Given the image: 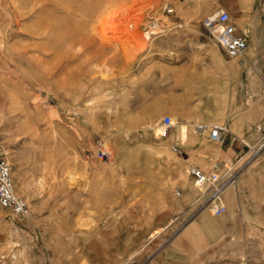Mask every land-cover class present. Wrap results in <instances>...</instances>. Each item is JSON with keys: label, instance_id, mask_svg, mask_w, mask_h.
<instances>
[{"label": "rangeland", "instance_id": "rangeland-1", "mask_svg": "<svg viewBox=\"0 0 264 264\" xmlns=\"http://www.w3.org/2000/svg\"><path fill=\"white\" fill-rule=\"evenodd\" d=\"M108 3L122 4L133 17L142 16L134 20L141 23L131 28L141 34L152 20L164 24L162 17L168 14L163 8L168 6L172 9L169 30L150 40L127 35L121 45H106L89 24L97 9ZM227 3L226 7H190L188 0H0V160L10 164L15 192L28 204L23 217L0 207V264H140L172 231L203 210L197 208L202 200L197 191L190 201L193 212L188 216L182 210L188 199L181 195L178 172L190 165L199 168L191 157L215 165L207 166L206 173L223 172L225 163L242 165L238 176L262 157L264 139L234 163L222 154L216 157L196 150L203 145L199 142L181 143L174 136L182 122L223 124L190 119L186 112L201 98L195 91L190 94L191 73L197 65H218L213 52L220 51L219 46L203 21L219 10L233 16L237 0ZM182 13L184 17L176 16ZM114 20L117 25L118 17ZM222 60L238 70V78L224 80L227 97L225 102L221 94L217 99L228 105L234 89L251 103L255 94L264 111V63L257 87L255 80L244 77L237 58ZM165 115L172 118L173 126L161 137L162 143L171 150L178 146L175 186L170 180L174 165L151 155L139 132L143 124L157 125L159 131ZM126 128L124 139L117 136ZM188 135L216 144L194 126H188ZM100 140L111 151L109 158L97 157ZM119 147L128 154L127 163L117 157ZM253 187V196H259L251 197L250 191V198L264 205V196ZM223 202L228 213V202ZM223 214L212 216L209 227H202L214 236L224 225L220 219L228 216ZM250 216L251 220L243 218L250 224L264 223V216ZM253 229L246 232L251 241L264 238L263 231ZM155 231L159 233L151 237ZM235 239L228 248L229 258L239 257L241 249L244 257L238 264H249L248 250L259 249L264 263L263 245L239 246L242 236Z\"/></svg>", "mask_w": 264, "mask_h": 264}, {"label": "crops", "instance_id": "crops-1", "mask_svg": "<svg viewBox=\"0 0 264 264\" xmlns=\"http://www.w3.org/2000/svg\"><path fill=\"white\" fill-rule=\"evenodd\" d=\"M203 1L188 0V5L190 7L228 6L227 0H216L213 3ZM231 20L236 27L237 34L243 35L247 43L243 55L237 58L238 64L241 71L245 73L244 77L247 80H255L256 84L254 85L259 87L261 64L264 63V0H237V10L233 16L231 15ZM219 50L222 59L228 57L220 46ZM223 67L225 68L210 63H206L205 67L197 65L189 78L190 94L195 91L194 93L201 97L199 101L201 103L197 102V105L186 113L190 119L206 122L217 118L223 122L227 131L223 142L217 144L220 145V149L228 158L236 160L235 163L238 161L237 158L245 154L248 148L262 145L264 111L260 106V97L255 94L252 95V102L249 103L243 97H239L233 89V100L228 105H223L221 99L215 101L212 97L201 95L200 92L210 83H222L224 80L233 82L238 78V70H232L229 64H224ZM261 156L244 168L230 190L236 198V201L232 202V208L236 211L235 218L228 215L220 219L224 225L212 236L207 228L200 225L201 215L199 214L183 227L178 228L177 231H172L163 245L144 258L140 264H238L239 257L234 255L235 257L229 258L228 250L232 241L236 240L235 238L239 240L238 235L243 238L242 242L237 244L239 246H264L261 243L264 238L251 241L246 234L253 228L264 232V223L250 224L243 218L245 204L248 205L245 210L249 215L264 216V205L255 203L249 196L250 191L254 190L253 185H256L260 195L264 196V188H262L264 187V151ZM191 198L192 195L189 194L188 200L182 203V210L186 211L188 216L193 212L189 209L194 204L190 203ZM248 251L247 261L249 264H264L260 260L259 249L255 252Z\"/></svg>", "mask_w": 264, "mask_h": 264}, {"label": "bare ground", "instance_id": "bare-ground-1", "mask_svg": "<svg viewBox=\"0 0 264 264\" xmlns=\"http://www.w3.org/2000/svg\"><path fill=\"white\" fill-rule=\"evenodd\" d=\"M12 2H13V0H12ZM242 4H243V2H242ZM33 5L35 6L36 3L33 4ZM122 6H123L122 4L120 5V4H117V3H108V4H105L102 7H99L97 9L95 18H93L92 21L90 22L91 24H89L90 29L94 32V34L97 35L99 37V40L103 41L104 44L107 45V44L113 43L114 44V47L117 44H120L123 41H127L126 40L127 39L126 38L127 35H128L127 37H129V36H135L136 35V38L138 40L140 38L143 39V40L145 38H147V40H150L152 36H150L148 32H144L143 34H141L137 29H135V28H134V30L131 29V28H133V26L135 24H136L135 26H137V24L141 23V22L134 21L135 19H137L140 16H138L137 18H136V16L133 17L134 15L132 16L131 13H128V9L129 8L127 9V8L122 7ZM31 9H33V8H30V11H32ZM177 10L178 11H182L183 9L181 7H179V6H177ZM21 16H23V15H21ZM176 16L184 17L185 14L182 13V15H176ZM115 17H118L119 23L117 25H116V23H114V21H115L114 18ZM160 17H162V15ZM140 18H142V16ZM162 21H163L164 24H161L160 25V29H161V31H166L168 29V27H169L170 16L169 15H164L162 17ZM142 24H144V23H142ZM34 30H36V28ZM93 38H95V36ZM103 42H101V43H103ZM127 43L128 42H126L125 44H127ZM100 46L102 47L103 45L101 44ZM125 49H127V47ZM125 49H123V51ZM124 53H126V52H124ZM132 53H130V55ZM126 59H128V57ZM213 59H214V61L219 66H222V68H225V67H223L224 61L222 60L221 55H220V53H219V51H218L217 48L213 52ZM47 66H49V65H47ZM51 68H53V66ZM44 70L46 72V69H44ZM44 70H42V71H44ZM47 71H49V70H47ZM65 77H67V76H65ZM65 80H67V78H65ZM65 80H63V81H65ZM60 81H62V80H60ZM71 84H73V82ZM76 84H78V83H76ZM60 86H62V85H60ZM73 87H76V86L74 85ZM227 91H228V89H227L226 83H223V85L221 83H210L200 93L202 95L205 94V95H207L209 97L214 98L215 101L219 97V95L221 94V99H222L223 102H225V99L227 97L226 96V92ZM45 102H47V101H45ZM223 105H224V103H223ZM18 110H21V109H18ZM18 112H21V111H18ZM52 120L53 119H51V121ZM209 121H217V123L218 122L219 123L222 122L220 119H217V118H216V120H209ZM174 124H175V121H174ZM205 124L211 125L212 123L211 122H209V123L207 122ZM188 126L193 127L195 125H192L191 123H185V122L178 123V125H177V129L175 130L174 136H177L178 140L181 141V143L182 142L184 143V142L188 141L190 144H195L196 142H199V143H201L203 145H201V147L200 148H197L196 150L203 151L204 153L205 152H210V153L212 152V153H214V155L216 157L217 156H220L221 154L223 156H226L225 153L222 151V149H220L219 145H216L217 143L216 144H212V145H207L206 143L205 144L202 143L201 140L200 141H197V139L194 138L193 136H191L189 138V135H188ZM156 128H157V125L154 126V127H152L151 124H143L139 128V132H140L143 140L147 142L146 144H147L149 150H151V155H153V156L155 155V158L156 159L163 160L167 164L174 165V167H172V169H171L172 170L171 171L172 177H171L170 180L172 182V186H175V184H176V155L174 153L173 146H172V150H171L170 148H168L166 145H164L162 143V138H161L162 136H160V131L162 130V126L159 129V131ZM150 130L153 131V132H151V136H150ZM128 132H129V128H126L125 130L119 132V134L117 136H119V137H121V138L124 139L126 137V135H127ZM109 133L113 135L112 130H109ZM165 136H167V134ZM170 138H172V135L170 136ZM123 150L124 149H121V147L118 148V150H117L118 151L117 157L121 160V163H127V161H128V154L123 153ZM191 160L194 161V163L199 166V169L202 170L205 173H206V171L204 169H206L207 166L212 165L210 161H208L207 159L202 158V157H191ZM107 161L110 162L111 160L108 159ZM211 167H215V165H212ZM187 169H185V170L182 169V170H180L178 172V176L181 179L182 189L184 191L181 195L184 198H186V199H188L189 194H191V195L195 194L194 191L195 192L197 191V194L198 193L200 194V192L203 191V188H196L193 183L190 185V183H189L190 176L188 174V170ZM168 175H170V174H168ZM232 186H233V184L230 185L227 189H225L223 191L222 197H223V199H225L228 202V213H224L223 215L227 216V214H228L230 217L233 218L234 211H233V208H232V202H235L236 201V198L230 192ZM173 192H174V194L172 193V195H176V189L175 188H174ZM253 193H254V190H251V193H250L251 197L259 196L256 193H255V196H253ZM260 198H261V196L258 199H260ZM223 199L221 198V202L225 205V203L223 202ZM243 213H244V217L245 218H247L248 220H251L252 217L248 214V212L245 209H244ZM199 214L201 215V222H200L201 223L200 224L201 226L209 227V225L214 221L213 218H212V216H215V215L213 214V211L211 209V206H207V207L203 208V210ZM199 220H200V218H199ZM157 233H159V232L158 231H155L151 235V237H155V235ZM238 255H239L240 258L244 257V253H243V251L241 249L238 250ZM241 260H243V259H241ZM241 264H243V263H241Z\"/></svg>", "mask_w": 264, "mask_h": 264}, {"label": "built area", "instance_id": "built-area-1", "mask_svg": "<svg viewBox=\"0 0 264 264\" xmlns=\"http://www.w3.org/2000/svg\"><path fill=\"white\" fill-rule=\"evenodd\" d=\"M163 10L168 15L172 14V9L168 6H164ZM203 25L228 57L238 58L243 55L247 46L246 38L243 35L237 34L236 27L228 11L219 10L214 15L206 17ZM180 26V20H177L176 27ZM166 31H161L160 24L156 19L150 21L146 30L150 36L163 35ZM161 126L160 136L165 137L173 126L172 118L169 115H165ZM194 128L197 133L201 135L206 134L208 140L213 143H222L227 131L226 126L223 124L208 125L197 123ZM97 145V157L100 159L109 158L111 151L106 144L100 140ZM173 149L177 151L178 146L174 145ZM241 168L242 165L235 168L234 164L228 165L225 163L223 172L216 173V170H214L205 173L197 166H188V174L192 178L195 187L203 188V191L198 195V199L202 200L197 208L203 209L211 206L215 216L223 214L226 211V206L221 202L222 193L235 183ZM0 207L18 217L26 216L28 213L26 200L15 192L11 177V167L5 159L0 160Z\"/></svg>", "mask_w": 264, "mask_h": 264}]
</instances>
